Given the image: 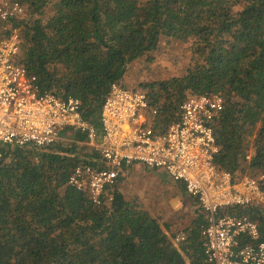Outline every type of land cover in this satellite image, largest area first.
<instances>
[{
	"label": "trees",
	"instance_id": "1",
	"mask_svg": "<svg viewBox=\"0 0 264 264\" xmlns=\"http://www.w3.org/2000/svg\"><path fill=\"white\" fill-rule=\"evenodd\" d=\"M14 1L33 18L14 22L23 39L21 62L42 92L81 100L83 118L98 135L105 99L128 66L155 52L161 38L191 41L194 62L184 76L145 86L157 125L164 131L175 123L190 96L220 94L226 107L215 130L217 167L236 177H264V0ZM49 5L53 14L44 22ZM71 136L87 140L81 132ZM97 159L75 144L6 149L0 264H213L201 235L202 211L175 244L169 225L118 190L110 203L96 206L69 185L77 165H101ZM224 212L257 222L264 239L259 212Z\"/></svg>",
	"mask_w": 264,
	"mask_h": 264
},
{
	"label": "built area",
	"instance_id": "2",
	"mask_svg": "<svg viewBox=\"0 0 264 264\" xmlns=\"http://www.w3.org/2000/svg\"><path fill=\"white\" fill-rule=\"evenodd\" d=\"M26 20L19 2L0 3V162L7 148L43 149L64 136L84 133L80 142L98 154L101 165L80 163L69 185L89 195L96 206L108 204L127 170L141 165L165 172L184 185L205 214L201 229L207 259L213 264H264V239L258 223L226 209H253L264 219V177H236L216 164L215 130L226 102L220 94L190 96L178 120L160 130L148 94L120 83L111 86L101 111L102 133L84 120L82 102L42 92L37 77L21 62L22 35L16 23ZM65 130H70L64 134ZM252 154L248 159H250ZM188 233L177 236L176 242Z\"/></svg>",
	"mask_w": 264,
	"mask_h": 264
},
{
	"label": "rangeland",
	"instance_id": "3",
	"mask_svg": "<svg viewBox=\"0 0 264 264\" xmlns=\"http://www.w3.org/2000/svg\"><path fill=\"white\" fill-rule=\"evenodd\" d=\"M4 0H0V3ZM26 19L33 20L28 8ZM53 14V6L49 5L40 17L44 22ZM39 17V16H38ZM4 26L0 25V34ZM3 33L1 34V36ZM194 62L192 42H182L173 38H161L155 52H149L145 56L131 63L120 83L129 89H138L148 94L145 87L149 84L170 80L184 76ZM59 144L68 148L76 145L80 153H92L89 147L76 143L73 136H64ZM252 154V152H251ZM252 178H257L247 175ZM169 176L164 177L159 172L149 170L141 165H135L127 170L126 175L118 185L128 201H135L139 206L149 212L162 226L169 225L170 235L175 236L187 233V229L201 213L199 205L190 196L181 192L177 185L170 184ZM190 230V229H189ZM175 244H179L178 242Z\"/></svg>",
	"mask_w": 264,
	"mask_h": 264
},
{
	"label": "crops",
	"instance_id": "4",
	"mask_svg": "<svg viewBox=\"0 0 264 264\" xmlns=\"http://www.w3.org/2000/svg\"><path fill=\"white\" fill-rule=\"evenodd\" d=\"M157 172H159L160 173V175L162 176V177H164V174H165V172H162V171H157ZM169 182H170V184H175V185H177L178 186V188L181 190V192L183 193V194H185V195H187V193H186V191H184L183 190V186H182V184H179V183H175V182H173V180H171V178L169 177V180H168ZM188 196V195H187ZM191 199H193V198H191Z\"/></svg>",
	"mask_w": 264,
	"mask_h": 264
}]
</instances>
